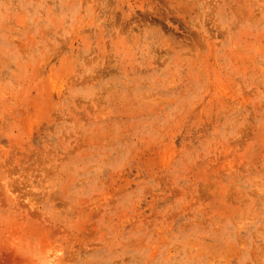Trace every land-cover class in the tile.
Returning <instances> with one entry per match:
<instances>
[{
  "label": "rangeland",
  "instance_id": "1",
  "mask_svg": "<svg viewBox=\"0 0 264 264\" xmlns=\"http://www.w3.org/2000/svg\"><path fill=\"white\" fill-rule=\"evenodd\" d=\"M0 264H264V0H0Z\"/></svg>",
  "mask_w": 264,
  "mask_h": 264
}]
</instances>
